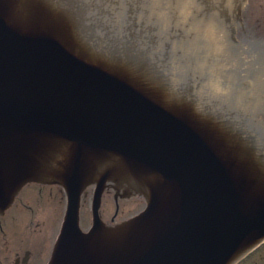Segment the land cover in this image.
<instances>
[{"label":"water","instance_id":"1","mask_svg":"<svg viewBox=\"0 0 264 264\" xmlns=\"http://www.w3.org/2000/svg\"><path fill=\"white\" fill-rule=\"evenodd\" d=\"M200 2L233 40L264 36L250 0ZM29 183L66 197L47 264H237L264 242V165L74 46L57 0H0V213ZM103 196L145 206L107 223Z\"/></svg>","mask_w":264,"mask_h":264},{"label":"clouds","instance_id":"2","mask_svg":"<svg viewBox=\"0 0 264 264\" xmlns=\"http://www.w3.org/2000/svg\"><path fill=\"white\" fill-rule=\"evenodd\" d=\"M74 46L150 82L197 128L264 165V36L233 40L200 0H57Z\"/></svg>","mask_w":264,"mask_h":264},{"label":"flooded vegetation","instance_id":"3","mask_svg":"<svg viewBox=\"0 0 264 264\" xmlns=\"http://www.w3.org/2000/svg\"><path fill=\"white\" fill-rule=\"evenodd\" d=\"M89 194L87 199L90 191ZM122 201L121 204L133 202L138 207L145 205L139 198ZM64 209L65 195L59 186L25 185L11 206L0 213V264H47ZM101 215L107 221L103 211ZM15 226L19 231H15ZM47 227L53 231L48 232ZM240 264H264V243Z\"/></svg>","mask_w":264,"mask_h":264},{"label":"rangeland","instance_id":"4","mask_svg":"<svg viewBox=\"0 0 264 264\" xmlns=\"http://www.w3.org/2000/svg\"><path fill=\"white\" fill-rule=\"evenodd\" d=\"M250 2H251V7H252L254 13L259 14L261 16H264V0H250ZM103 201H104V207H103L104 215L106 213V214H109V215H107V217L111 216L115 211V204L108 202L105 199H103ZM132 207L135 208V204L134 205H122L123 212H122V214L121 213L119 214V217L125 218L128 215H130L132 211H130L129 209ZM47 209L50 210L51 207H48ZM14 228L16 229L15 231H19L18 226H15ZM47 231L52 232L53 229L51 227H49V228L47 227Z\"/></svg>","mask_w":264,"mask_h":264}]
</instances>
